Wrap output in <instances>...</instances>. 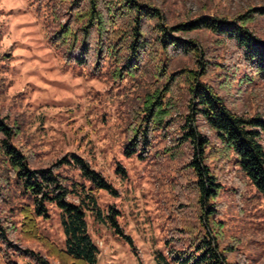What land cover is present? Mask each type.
I'll return each instance as SVG.
<instances>
[{"label": "rangeland", "instance_id": "obj_1", "mask_svg": "<svg viewBox=\"0 0 264 264\" xmlns=\"http://www.w3.org/2000/svg\"><path fill=\"white\" fill-rule=\"evenodd\" d=\"M139 1L160 10L168 26L206 16L232 20L264 7V0ZM68 8L63 0H0V120L14 128L12 142L32 168H48L75 155L111 184L112 191L97 193V201L105 216L117 212V227L87 215L98 264H156V253L170 258L205 229L216 236L230 264H264V197L234 170L231 153L216 152L223 146L197 116L194 126L211 142L205 163L222 186L212 201L214 217L205 221L189 167L194 151L181 141L192 114L187 77L201 73L199 62L208 68L201 82L239 116L264 118V81L238 62L239 50L231 41L205 30L174 35L195 41L200 57L182 54L165 61L161 52H151L142 56L135 77H115L107 62L97 72L93 53L82 66L69 60L73 49L57 42L69 20ZM248 28L264 41V15ZM173 74L178 77L167 92ZM164 91L172 116L152 134L147 154H127L134 111ZM62 172L82 183L73 167L64 166ZM68 199L78 202L72 195ZM27 202L9 171L0 167V264H37L35 256L60 264L42 241L22 234L20 210ZM37 223L43 237L64 248L59 210L51 207L50 217Z\"/></svg>", "mask_w": 264, "mask_h": 264}, {"label": "trees", "instance_id": "obj_2", "mask_svg": "<svg viewBox=\"0 0 264 264\" xmlns=\"http://www.w3.org/2000/svg\"><path fill=\"white\" fill-rule=\"evenodd\" d=\"M69 4L68 23L62 27L57 42L76 52L70 61L86 65L93 53L98 72L105 63L114 67L117 78L133 76L139 70L143 55L161 52L166 60L178 55H201L195 41L182 40L175 34L209 31L231 41L239 50L240 64L247 66L255 77L264 81V41L248 28L257 15H264V7L249 10L232 20L214 16L200 17L176 26H168L166 16L154 6L139 0H63ZM167 63V62H166ZM201 73H188L192 95V114L183 128L182 143L189 142L194 159L189 167L195 174L200 203L205 221H211L212 201L222 188L217 177L205 163L212 155L209 138L196 129L195 117L201 116L210 130L216 133L223 150L233 155L234 170L264 197V118L239 116L234 113L201 78L207 72V64L199 62ZM206 66V67H205ZM177 75L168 78L167 92L176 82ZM167 92H159L149 98L143 110H135L129 127V150L147 154L152 148V134L163 128L165 120L173 113L172 104L166 102ZM14 128L0 120V167L9 171L22 195L29 202L21 207V231L29 239L42 241L49 248V256L60 264H98L99 250L93 242L87 223L90 214L98 223L116 226L117 212L105 216L97 201V193L112 191L111 184L90 164L78 156L63 160L54 166L32 168L25 154L13 144ZM146 156H143L145 158ZM64 166L73 167L82 183L75 182L62 172ZM69 182V183H68ZM72 195L78 202L68 198ZM60 211L61 226L65 235L64 248H58L43 237L38 230V218H49L50 209ZM204 226V225H203ZM190 242L187 249L171 252L170 258L156 253V264H230L227 253L208 229ZM37 264H50L35 256Z\"/></svg>", "mask_w": 264, "mask_h": 264}]
</instances>
